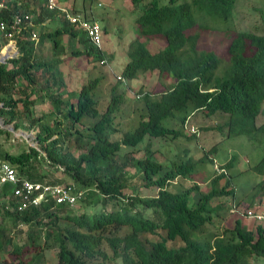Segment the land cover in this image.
Here are the masks:
<instances>
[{
    "label": "trees",
    "instance_id": "trees-1",
    "mask_svg": "<svg viewBox=\"0 0 264 264\" xmlns=\"http://www.w3.org/2000/svg\"><path fill=\"white\" fill-rule=\"evenodd\" d=\"M143 1L131 0L133 5ZM237 1L145 2L135 21L137 35L127 47V61L102 110L97 94L102 75L83 84L76 94L67 91L59 71L69 50L64 38L74 41L70 58L101 65L111 60L85 31L44 5L31 10L17 0L0 12V24L5 23L0 51L11 40L18 51L16 57L0 64V121L3 126L12 125L13 131L34 130L38 146L16 154L0 147V165L12 168L20 181L69 186L74 193H83V202L94 200L85 207L90 212L78 215L62 214L69 207L52 201L18 212L12 186L4 185L0 198L8 200L0 204L2 218L9 219L13 228L27 230H17L16 235L25 238L21 245L7 228L0 227V253L9 256L0 259V264H50L44 252L52 249L57 264H251L253 257L264 259V223L250 230L237 217L230 227L209 229L222 210L228 212L224 205L214 207L212 202L233 196L228 174L233 158L209 180V190L199 193L196 206L190 207L198 186L183 188L181 181L192 178L198 164L212 162L216 146L197 160L185 150L169 167L157 160L158 151L152 148L156 140L185 137L186 125L195 126L191 120L197 113L203 119L216 113L226 117L223 125L200 130L225 132L228 138L245 136L250 141L264 136V123L256 125L264 103V35L233 28ZM70 12L78 13L74 8ZM260 12L264 21V11ZM16 15L29 16L31 21L24 20L20 31L13 32L10 25ZM88 16L86 21H96ZM55 18L62 19L61 27L52 33L35 32V26H45ZM210 23L220 27H210ZM209 30L227 33L226 59L204 45L202 34ZM32 32L37 40L31 39ZM9 33L11 40L3 36ZM141 38L148 43L157 39L164 46L152 53ZM45 42L51 44L49 61L37 53ZM150 76L156 86L150 90L141 86L136 124L121 132L115 123L125 102L120 86ZM43 104H48V112L34 115L32 109ZM118 132L121 139L112 140ZM12 133L0 126V138L11 141ZM187 135L190 141L199 136ZM129 166L139 173L140 187L155 191L154 196L126 193ZM44 167L52 172L48 174ZM250 169L262 177L249 202L254 209L264 194V156ZM225 178V185L219 187ZM176 185L175 191L170 189ZM6 206L11 208L6 210Z\"/></svg>",
    "mask_w": 264,
    "mask_h": 264
},
{
    "label": "rangeland",
    "instance_id": "rangeland-1",
    "mask_svg": "<svg viewBox=\"0 0 264 264\" xmlns=\"http://www.w3.org/2000/svg\"><path fill=\"white\" fill-rule=\"evenodd\" d=\"M27 3L31 10L37 9L44 5V0H20ZM150 0H145L133 5L131 0H59L60 6L67 9L74 8L79 14L83 13L91 16L97 21L101 30L106 27V31H102V45L101 49L107 57H111L108 63L101 65L100 63H88L85 60H78L76 58L69 57V51L73 47L74 41L68 38H64L63 44L67 47L68 54L62 59L64 62L59 66V71L62 73L63 79L67 85V91L78 93L83 84H86L90 79H94L103 76V79L98 83L97 94L100 98V109L102 110L108 101V97L112 91V88L116 84L118 77L120 76L121 69L127 61V47L129 43L136 37V18L138 17L141 6ZM167 0H159L160 4H164ZM182 0H179L181 2ZM190 1V0H187ZM264 11V0H238L235 10L231 19V23L234 29L239 32H247L257 35H264V21L262 19V12ZM88 16V17H89ZM61 18H55L51 22H48L45 26H35V32L39 35L55 31L61 27ZM210 27H220L213 23L207 24ZM1 34V32H0ZM204 45L213 50L216 54L226 59L225 50L229 43V39L226 32L209 30L207 33L202 34ZM141 42L150 50L155 53L161 49L164 45L157 39L151 41L141 38ZM5 43L1 40L0 44ZM50 42H45L37 53H41V57L45 61L51 59ZM10 46L9 54L14 57L18 55L15 42H9L3 47ZM156 80L154 76H150L149 79H142L123 83L119 91L125 93V102L122 105L121 111L117 114V122L119 130L121 132L131 130L136 124V114L139 112L138 91L141 86H144V90L154 89L156 86ZM74 102V100H72ZM48 104L37 105L32 109L33 114L38 116L48 112ZM225 115L216 113L215 115L202 118L200 113L194 115L191 123L199 129L200 134L197 139L188 140L187 134L185 137L177 138L174 141H161L156 140L153 142L152 148L158 151V161L163 165L169 167L170 163L176 159L183 157V152L186 150L189 156L193 160H197L202 157L203 153L213 146H216L215 153L212 156V162L200 163L197 166L195 174L192 178L182 180L181 184L183 188L191 187L193 185L198 186V190L195 191L190 197V207H195L199 201L200 194L206 193L209 190V180L218 174H220V168L232 160V168L228 170V174L231 177V189L233 190L232 197H225L214 200L212 206L224 205L223 208L228 209V212L223 214V210L220 212V216L213 220V224L209 226L212 231L222 230L226 226H232L234 219L240 217L243 222V226L252 230L257 226L252 220L244 219L238 216L236 213H231L232 206L238 207L240 210H245L249 207V202L254 199L256 193L255 185L262 180V177L250 168L254 166L264 156V136L260 140L250 141L245 136L227 137V134L219 133L216 130H200L202 128H212L216 125H223ZM264 123V103L262 104V112L256 119V125L260 126ZM12 126V125H11ZM216 126V127H218ZM80 128V127H78ZM181 126H176V129H180ZM5 129V128H4ZM202 131V132H201ZM121 132L112 136V140H120ZM189 137V136H188ZM0 147L11 154L21 152L27 147L38 148L35 143V131L29 129H18L13 131L11 141L0 138ZM47 173H51L50 168H45ZM129 187L126 193L139 194L142 197L154 196L156 193L153 190H148L140 187L138 175L131 166L127 169ZM56 176L61 177L59 173H55ZM227 178V177H226ZM222 179L219 182V187L225 185L227 179ZM69 183V181H67ZM179 185L171 186V190L176 189ZM261 204H264V194L260 197ZM84 197L76 203L73 207H69L62 214L75 215L81 212H90L92 209L85 208L87 203L94 202L93 199L87 201ZM240 202V203H239ZM239 205H237V204ZM99 207V205L97 206ZM223 215V216H221ZM11 221L7 218H2L0 214V227L7 228V232L13 237L15 242L23 244L25 238L16 235L17 230L24 229L22 226L13 228ZM56 250H46L44 256L50 264H57ZM7 254L0 253V259L8 258ZM11 257V256H10ZM251 264H264L263 258H252Z\"/></svg>",
    "mask_w": 264,
    "mask_h": 264
},
{
    "label": "built area",
    "instance_id": "built-area-1",
    "mask_svg": "<svg viewBox=\"0 0 264 264\" xmlns=\"http://www.w3.org/2000/svg\"><path fill=\"white\" fill-rule=\"evenodd\" d=\"M17 0H0V12L5 10L9 3ZM44 7L49 12H59L62 18L70 25L85 31L91 43L101 48L102 45V30L96 21H86L85 16L81 14L71 13L69 9L60 6L59 0H44ZM31 21V17L14 16L13 22L10 25L11 31L18 32L23 24V21ZM5 23L0 24V32L3 33ZM5 38L12 39V34H3ZM31 39L37 40V34L31 33ZM12 42V40L10 41ZM187 134L199 135L198 129L187 123ZM9 184L13 189L14 204L18 212H24L27 208L38 207L42 202H54L57 205H66L73 207L81 198L82 192L74 193L71 187L50 186L44 183H31L26 180L20 181L12 168L6 164L0 165V189L4 185ZM1 195V194H0ZM0 198V204L7 203L8 197ZM12 202V208H14ZM11 207L6 206V210ZM231 213H236L244 219L252 220L254 223H264V204L258 205L256 208H247L240 210L236 206H232Z\"/></svg>",
    "mask_w": 264,
    "mask_h": 264
},
{
    "label": "water",
    "instance_id": "water-1",
    "mask_svg": "<svg viewBox=\"0 0 264 264\" xmlns=\"http://www.w3.org/2000/svg\"><path fill=\"white\" fill-rule=\"evenodd\" d=\"M10 46L5 48V53H0V64L5 63L8 59L12 58L13 56L9 54ZM0 126L7 129L10 132H13V127L11 125L3 126L2 121H0Z\"/></svg>",
    "mask_w": 264,
    "mask_h": 264
},
{
    "label": "clouds",
    "instance_id": "clouds-1",
    "mask_svg": "<svg viewBox=\"0 0 264 264\" xmlns=\"http://www.w3.org/2000/svg\"><path fill=\"white\" fill-rule=\"evenodd\" d=\"M71 9H72V8H71ZM71 9H70V10H71ZM77 14H79V12H78ZM83 15L85 16V14H83ZM62 19H63V18H62ZM63 20H64V19H63ZM64 21H65V20H64ZM66 22H67V21H66Z\"/></svg>",
    "mask_w": 264,
    "mask_h": 264
}]
</instances>
